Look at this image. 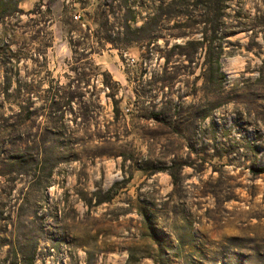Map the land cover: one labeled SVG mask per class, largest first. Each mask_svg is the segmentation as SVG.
<instances>
[{
  "label": "rangeland",
  "instance_id": "rangeland-1",
  "mask_svg": "<svg viewBox=\"0 0 264 264\" xmlns=\"http://www.w3.org/2000/svg\"><path fill=\"white\" fill-rule=\"evenodd\" d=\"M0 264H264V0H0Z\"/></svg>",
  "mask_w": 264,
  "mask_h": 264
},
{
  "label": "trees",
  "instance_id": "trees-1",
  "mask_svg": "<svg viewBox=\"0 0 264 264\" xmlns=\"http://www.w3.org/2000/svg\"><path fill=\"white\" fill-rule=\"evenodd\" d=\"M216 72L218 73V75L220 76V78L222 80L223 79V75L220 72L219 64H216Z\"/></svg>",
  "mask_w": 264,
  "mask_h": 264
}]
</instances>
